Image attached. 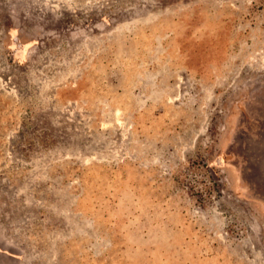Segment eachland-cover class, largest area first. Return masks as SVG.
<instances>
[{
  "label": "rangeland",
  "instance_id": "374dc122",
  "mask_svg": "<svg viewBox=\"0 0 264 264\" xmlns=\"http://www.w3.org/2000/svg\"><path fill=\"white\" fill-rule=\"evenodd\" d=\"M0 264H264V0H0Z\"/></svg>",
  "mask_w": 264,
  "mask_h": 264
}]
</instances>
